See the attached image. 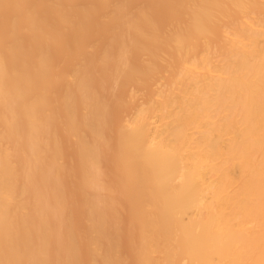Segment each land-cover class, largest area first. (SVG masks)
<instances>
[{
	"label": "bare ground",
	"instance_id": "bare-ground-1",
	"mask_svg": "<svg viewBox=\"0 0 264 264\" xmlns=\"http://www.w3.org/2000/svg\"><path fill=\"white\" fill-rule=\"evenodd\" d=\"M0 264H264V0H0Z\"/></svg>",
	"mask_w": 264,
	"mask_h": 264
}]
</instances>
